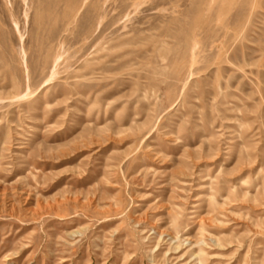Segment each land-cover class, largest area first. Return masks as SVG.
<instances>
[{"label":"rangeland","instance_id":"1","mask_svg":"<svg viewBox=\"0 0 264 264\" xmlns=\"http://www.w3.org/2000/svg\"><path fill=\"white\" fill-rule=\"evenodd\" d=\"M196 253L264 264V0H0V264Z\"/></svg>","mask_w":264,"mask_h":264},{"label":"bare ground","instance_id":"2","mask_svg":"<svg viewBox=\"0 0 264 264\" xmlns=\"http://www.w3.org/2000/svg\"><path fill=\"white\" fill-rule=\"evenodd\" d=\"M206 180H208V179H206ZM242 182H244V179H242L241 180ZM210 182V181H209ZM246 183V182H245ZM244 184V183H243ZM221 186V185H220ZM211 187V186H210ZM209 187V188H210ZM209 199V198H208ZM210 199H212V198H210ZM209 199V200H210ZM213 200V199H212ZM216 206H218L217 204H215V201L213 202V201H209L208 202V209L211 211V212H213V213H215L216 211ZM218 209V208H217ZM211 212H209V213H211ZM215 217H217V215L215 216V214H211L210 215V217H209V219L208 220H211V221H213V220H215ZM204 221V220H203ZM202 225H203V223L201 224V227H202ZM172 226L174 227V228H176V223L173 221V223H172ZM202 230H203V228H202ZM202 234V233H201ZM203 243V240H200V241H197V243H195L194 245H192L193 246V248H197L198 246H199V244H202ZM202 250V248H200V251ZM195 260H198V262H197V264H203V260H202V258H201V256H200V254L199 253H196V255H195Z\"/></svg>","mask_w":264,"mask_h":264}]
</instances>
